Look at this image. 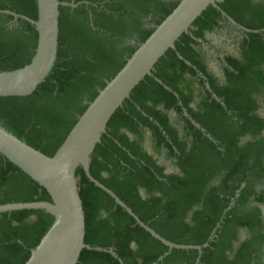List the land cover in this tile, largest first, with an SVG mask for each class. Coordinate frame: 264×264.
Wrapping results in <instances>:
<instances>
[{
    "label": "trees",
    "instance_id": "trees-1",
    "mask_svg": "<svg viewBox=\"0 0 264 264\" xmlns=\"http://www.w3.org/2000/svg\"><path fill=\"white\" fill-rule=\"evenodd\" d=\"M60 1L76 6L59 7L49 74L30 95L0 97V125L47 156L180 0ZM217 3L244 27L264 28V0ZM0 9L38 18L37 0H0ZM225 23L212 6L194 20L176 50L168 49L152 69L170 90L146 75L109 119L89 162L91 175L162 237L208 245L201 253L169 250L77 167L84 242L105 249L83 248L77 264H264V189L256 188L264 182V119L256 114L264 104V32L241 34L240 58H223L226 80L220 86L207 72L197 39L205 41L206 29ZM36 44L33 24L0 13V72L29 63ZM194 96L195 109L189 106ZM153 150L166 154L181 175L164 176L148 154ZM41 200H51L48 192L0 155V204ZM52 222L43 209L0 213V264H25Z\"/></svg>",
    "mask_w": 264,
    "mask_h": 264
},
{
    "label": "water",
    "instance_id": "water-1",
    "mask_svg": "<svg viewBox=\"0 0 264 264\" xmlns=\"http://www.w3.org/2000/svg\"><path fill=\"white\" fill-rule=\"evenodd\" d=\"M37 6L38 18L36 20L7 9H0L1 14L11 15L14 20L20 18L30 22L37 32V44L30 62L17 69L0 72V97L30 95L46 78L56 60L59 7H74L76 4L73 1L37 0ZM208 6L214 7L226 23L241 34L264 32V28L251 30L237 23L220 8L217 0H180L88 104L52 156H47L31 147L0 125V155L42 186L51 198L50 201L0 204V213L43 209L53 216L51 226L31 251L25 264H77L83 248L105 250L101 247H90L84 242L85 217L75 176L77 167H81L88 180L107 193L134 219L136 224L166 245L169 250L173 248L195 249L201 253L202 248L208 245L207 242L203 245L177 244L165 239L144 223L125 202L94 178L89 171L90 155L106 132L109 119L122 106L124 100L129 98L135 86L146 75H149L170 90L152 74V69L168 49L176 50V41L182 34L189 33L191 24ZM197 41L202 40L197 39ZM177 55L187 65H191L179 53ZM196 71L200 77H204L201 72ZM206 88L209 89V86L207 85ZM66 162L69 167L67 171H62ZM261 209L264 211L263 206ZM109 251L114 254L111 249Z\"/></svg>",
    "mask_w": 264,
    "mask_h": 264
},
{
    "label": "clouds",
    "instance_id": "clouds-1",
    "mask_svg": "<svg viewBox=\"0 0 264 264\" xmlns=\"http://www.w3.org/2000/svg\"><path fill=\"white\" fill-rule=\"evenodd\" d=\"M238 36V33L233 32L231 35L228 34L227 30L221 31L220 28H214V29H206L204 31L203 39L210 42L214 46H219L220 44H224L227 48V51L230 53L231 57L234 59L240 58V48L238 45L234 43L235 38ZM207 65V72L211 76L217 77V82L220 84V86H223V82L226 80V75L224 71H221L219 67L217 66L216 62L214 60L208 59L205 61ZM191 78L190 74L185 75V80H189ZM199 84L196 85V88L198 89ZM198 103V99L194 96L193 101L190 103V107L194 108L196 107V104ZM163 106L159 105L157 110H160ZM259 115L262 119H264V107H262L260 110L256 113ZM173 116L176 115L175 111L172 113ZM170 123L172 121L170 120ZM144 131H150V129H144ZM134 134L128 133L129 139H133ZM181 138L182 135H181ZM243 144V139H242ZM149 155H152L157 166L161 167L163 169V175L164 176H170L173 174L181 175L180 169L178 165H173L170 158L166 154H154L153 151L148 152ZM69 167V164L66 162L63 167L62 171H67ZM141 194L143 196V190L141 189ZM158 195V193L156 194ZM130 248L135 251L136 250V244L134 241L130 242Z\"/></svg>",
    "mask_w": 264,
    "mask_h": 264
},
{
    "label": "rangeland",
    "instance_id": "rangeland-1",
    "mask_svg": "<svg viewBox=\"0 0 264 264\" xmlns=\"http://www.w3.org/2000/svg\"><path fill=\"white\" fill-rule=\"evenodd\" d=\"M220 30L221 31L227 30L229 35H231L233 32L238 33V36L234 40V43L236 45H238V41L241 37V33L237 29H235L233 26L225 23V25L222 28H220ZM200 49L203 51V53L205 54L207 59H211V60H214L216 62L217 66L219 67L220 70H222L224 67L223 57L225 55H230V53L227 51V48L224 44H220L219 46H214L206 40L200 42ZM262 107H264L263 103L261 104L260 109ZM170 117L173 120L175 119V116H173L172 113H170ZM263 134H264V132H263ZM146 147L148 149H150L148 144H146ZM258 186L260 188H264V182H259ZM261 206H263V205H261ZM263 208H264V206H263ZM239 236L244 237L245 233L241 232L239 234Z\"/></svg>",
    "mask_w": 264,
    "mask_h": 264
},
{
    "label": "flooded vegetation",
    "instance_id": "flooded-vegetation-1",
    "mask_svg": "<svg viewBox=\"0 0 264 264\" xmlns=\"http://www.w3.org/2000/svg\"><path fill=\"white\" fill-rule=\"evenodd\" d=\"M226 56H228V55H225L224 57H226ZM223 57V58H224ZM224 68V67H223ZM221 71H223V69L221 70ZM171 113V112H170ZM169 113V114H170ZM259 183V182H258ZM258 183H257V185H256V188H257V190H260V189H264V188H260L259 186H258ZM264 206V205H263ZM260 207H261V205H260ZM262 210V213H263V215H264V211H263V209H261ZM263 261H264V257H263Z\"/></svg>",
    "mask_w": 264,
    "mask_h": 264
}]
</instances>
